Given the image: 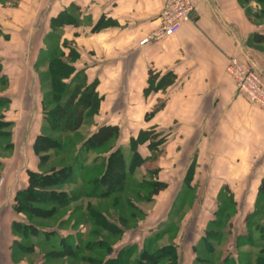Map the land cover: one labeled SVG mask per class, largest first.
Returning a JSON list of instances; mask_svg holds the SVG:
<instances>
[{"label":"crops","instance_id":"crops-1","mask_svg":"<svg viewBox=\"0 0 264 264\" xmlns=\"http://www.w3.org/2000/svg\"><path fill=\"white\" fill-rule=\"evenodd\" d=\"M161 11V0H0V60L39 58L51 39L50 29H61L59 43H72L78 53L75 71L82 70L87 82L97 79L101 96L98 111L83 120L88 131L74 155L104 123L118 125L119 136L124 123L136 125L132 134L128 132V143L142 131L169 128L157 145L156 158L157 179L165 186L151 196L145 221L154 223V230L164 226L163 234L171 237L164 245L176 246L181 264L175 240L188 218L193 219L190 233L202 228L205 240L217 231L208 229L217 212L233 208L226 222L235 221L234 255L220 258L221 264H241L236 249L243 247L245 238L241 240L238 226L243 218L245 228L251 217L264 214V193L258 191L264 179V110L236 90L225 64L235 56L252 63L264 78V41L252 39L260 32L257 26L264 24V0H194L190 18L176 32L141 44L160 25ZM60 13L69 14L72 22L53 26L51 19ZM149 69L160 75L171 71L176 77L164 90L145 95ZM32 72L38 76L35 68ZM32 72L11 73L0 64V118L8 123L0 135L7 137L0 156V264H29L15 251L20 234L12 224L28 220L15 211V194L27 186L28 170L46 171L33 143L43 134L41 100L48 86L38 78L29 83ZM63 185L59 188L69 192ZM256 226L261 227L259 222ZM149 228L143 238L153 231ZM261 235L264 239V231ZM204 244L213 250L211 243ZM198 245L191 248L194 258Z\"/></svg>","mask_w":264,"mask_h":264},{"label":"rangeland","instance_id":"rangeland-1","mask_svg":"<svg viewBox=\"0 0 264 264\" xmlns=\"http://www.w3.org/2000/svg\"><path fill=\"white\" fill-rule=\"evenodd\" d=\"M60 30L50 29L49 34L51 35V39L45 45L44 52L41 51L39 58L31 60L2 59L0 60V64L7 72L11 73L18 69L32 72L35 68L38 76L36 77L35 72H32L34 75H29V83H33L38 78L42 80L44 86H48L49 78L46 70L48 56L56 54L58 50L68 51L67 46H63L58 41ZM259 31L264 32V26ZM68 46H73V44L68 43ZM47 94L48 91L44 87L42 98H48ZM159 104L160 101L157 105ZM50 106L52 105L50 104ZM32 110L31 106L28 111L32 113ZM43 122L41 132L60 141V148L49 150V154L46 156L45 163L43 164V170H48L53 166L71 165V181L65 183L63 187L69 189V192L66 191L67 195H71L72 198L75 195L76 199L65 206L57 205L52 213H42L41 217H33L27 214V224L35 226L38 233L36 235L30 234L26 237L21 236V234L18 236L14 243L17 255H25L29 264H97L98 261H104L108 257L117 256L123 248H130V256L125 260V263L131 264L137 256L138 252L136 251L139 248L153 250L159 247V245L162 246L164 243L169 242L171 237L169 234H163L164 226L154 230L152 227L154 223H150L144 219V210L152 205L151 201H149L150 199H147L150 189L149 181L151 180L149 170L156 166V158L159 153V150L150 151L148 149L149 151H147L146 146L147 143L156 141L159 137L165 138L169 133V128L162 130V132L149 129L137 135L138 152L146 157L147 160L140 166L135 167L133 172L126 177L127 179L122 182L124 186L120 191L115 189L103 195L100 193V190L107 187V184L101 185L99 181L95 186L93 185L95 177H99L103 172V165L100 164L101 158L105 157L111 150L116 148L115 146L119 145L124 153V160L127 164L132 156V150L126 137L128 132L132 134L137 126L124 123L122 125V135L119 136L117 142H111L113 144L107 143L105 147L103 146L99 149L83 147L81 152L74 155L80 142L79 140L87 134V124L83 122L78 131L73 133L74 135H67V133L50 130L46 122L44 120ZM8 129L9 127L6 128V130ZM2 131H5V127H3ZM6 141L7 137H0V156L4 154L5 147H7L3 146ZM161 177L166 178L167 173L162 172ZM2 178L3 176L0 175L1 181ZM72 181L78 182L76 187L70 186ZM0 197L3 198L1 191ZM222 203H225V201H222ZM180 204L181 201L179 202ZM185 206L184 204L183 208ZM263 206L261 204L260 207ZM46 207L49 208L51 206L48 204ZM89 207L100 210L107 220L118 228V231L112 232L102 226L96 225L88 213ZM198 207L201 208L202 204ZM233 210V208H230L225 212H222V210L217 212V219L211 221L208 227L209 230L214 231L217 229V231L208 233L209 237L205 238V240L202 239L205 233L202 228H199L194 233H190L193 229L191 228L193 219L188 218V223L185 225L182 235L176 236L175 240L180 250L181 264H221L224 259L220 257L234 255L233 223L235 225V221L231 219V222H229L231 224L229 225L226 222L228 217L233 214ZM257 222H259L260 228L256 226ZM168 223V221L165 222V224ZM244 223L245 220L243 218L240 222V227L238 226V231L241 232L240 235L243 233L244 236L241 237V240L244 241L245 238V241L242 242L243 247L238 245L236 249L238 262L241 264H252L256 256L264 248V239L261 238V233L264 231V214H256L251 217L245 228ZM200 224L202 225V223ZM148 226L153 231L149 234L145 232L146 236L143 238L144 229ZM262 226L263 229H261ZM229 233L230 235H228ZM225 241L228 243L226 244ZM205 242L211 243L213 250H208L204 244ZM196 244H199L197 247L199 257L195 256L194 258V251L191 248L194 245L196 246ZM68 247L74 249L72 255L64 256L57 254L59 249ZM184 249H187L189 252ZM89 257L94 259V261H89Z\"/></svg>","mask_w":264,"mask_h":264},{"label":"trees","instance_id":"trees-1","mask_svg":"<svg viewBox=\"0 0 264 264\" xmlns=\"http://www.w3.org/2000/svg\"><path fill=\"white\" fill-rule=\"evenodd\" d=\"M67 13H60L51 19V24L57 26L64 22H72ZM256 42L264 41V33L260 31L252 35ZM63 46H67L68 51L58 50L56 54L49 55L46 61L48 83V98H42L41 107L43 120L52 131L60 133H71L76 131L82 124L86 114H94L98 111L101 96L96 91L97 79L87 82L86 76L82 70L75 71L73 61L78 56L74 46H68L64 41ZM175 74L168 71L159 74L153 69L148 70V85L143 89L146 95L150 91L164 90L170 85ZM77 78H79L77 80ZM50 104L52 106H50ZM8 123L0 118V135L3 133V127ZM120 130L116 124L99 125L81 144L84 148L99 149L105 147L109 140L117 138ZM164 141V137H159L156 141H150L147 148L150 151L157 150V145ZM138 137L129 139V146L132 150V156L126 164L124 155L119 147L111 150L105 157L101 158L100 164L103 165V172L95 177L94 186L97 182L101 185L107 184L100 193L103 195L109 192L120 191L126 180L135 167L143 164L147 159L143 157L137 149ZM60 148V141L57 138L39 134L35 137L33 143L34 152L39 157V163L44 164L49 150ZM97 166V165H96ZM95 169V168H94ZM158 167L155 166L149 170V191L147 199L156 194L165 186V183L157 179ZM71 165H61L50 167L46 171L37 172L27 171V186L18 190L15 194L14 209L17 212H23L33 217H41L42 213H52L55 207L65 206L76 196L67 195V192L59 187L71 179ZM259 192L264 193V179L261 181ZM72 198V199H71ZM50 204L51 207H46ZM45 205V206H44ZM91 218L98 226H102L112 232H117L118 228L112 222H109L102 212L96 208L89 207L88 211ZM12 228L24 237L36 235V227L25 222H13ZM63 242V240H62ZM65 242V241H64ZM66 243V242H65ZM64 243V244H65ZM130 248H123L117 256L108 257L104 261H98L97 264H126L125 260L130 256ZM111 251V249H110ZM74 249L71 247L59 249V255H72ZM264 248L256 256L253 264H264ZM89 261H94L89 257ZM131 264H178V254L174 244H165L153 250L141 248Z\"/></svg>","mask_w":264,"mask_h":264},{"label":"built area","instance_id":"built-area-1","mask_svg":"<svg viewBox=\"0 0 264 264\" xmlns=\"http://www.w3.org/2000/svg\"><path fill=\"white\" fill-rule=\"evenodd\" d=\"M161 1V23L153 32L140 40L141 44L146 43L151 38H160L176 32L188 21L194 8V0ZM262 26L264 24L258 25L257 28L260 29ZM225 70L234 80L236 90L245 96L249 102L264 110V78L260 71L252 63L241 61L235 56L228 57Z\"/></svg>","mask_w":264,"mask_h":264}]
</instances>
